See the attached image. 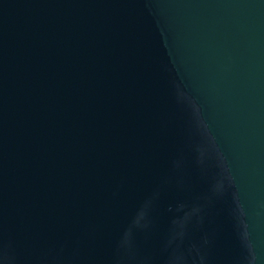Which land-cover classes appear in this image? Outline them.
<instances>
[{"label":"water","instance_id":"obj_1","mask_svg":"<svg viewBox=\"0 0 264 264\" xmlns=\"http://www.w3.org/2000/svg\"><path fill=\"white\" fill-rule=\"evenodd\" d=\"M173 251L264 264V0H0V264Z\"/></svg>","mask_w":264,"mask_h":264},{"label":"clouds","instance_id":"obj_2","mask_svg":"<svg viewBox=\"0 0 264 264\" xmlns=\"http://www.w3.org/2000/svg\"><path fill=\"white\" fill-rule=\"evenodd\" d=\"M201 154V159L203 157V152L201 149H198ZM223 181L218 182V185L222 186ZM149 210H150V202L146 203V205L139 211L137 219L134 221V228H147L149 227ZM177 238H183V232L178 234H174L172 239L169 240L168 245H172ZM207 242V241H206ZM132 246V229H129L120 241V247L124 249H129ZM198 251V250H197ZM204 256H200V264H204ZM168 264H185V257L183 253L178 251H173L168 259Z\"/></svg>","mask_w":264,"mask_h":264}]
</instances>
